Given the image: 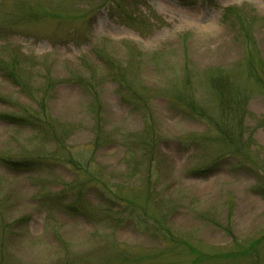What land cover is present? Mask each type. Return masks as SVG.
I'll return each mask as SVG.
<instances>
[{
    "label": "rangeland",
    "instance_id": "1",
    "mask_svg": "<svg viewBox=\"0 0 264 264\" xmlns=\"http://www.w3.org/2000/svg\"><path fill=\"white\" fill-rule=\"evenodd\" d=\"M0 61V264H264V0H0Z\"/></svg>",
    "mask_w": 264,
    "mask_h": 264
},
{
    "label": "trees",
    "instance_id": "2",
    "mask_svg": "<svg viewBox=\"0 0 264 264\" xmlns=\"http://www.w3.org/2000/svg\"><path fill=\"white\" fill-rule=\"evenodd\" d=\"M105 64H109L107 67L110 69V70H112L113 68V66L110 64V63H105ZM12 67H14V65H10V64H4V63H2L1 61H0V73L2 74V75H4L5 77H8V78H11V80H13V81H15L16 82V84H17V81H18V79H17V77H16V75L14 74V72H13V68ZM114 72V71H113ZM114 75H116V72L114 73ZM226 84L224 83V82H218L216 85H215V87H216V91L218 92V93H220L221 94V92L223 91H225V90H227V87L225 86ZM217 87H218V90L220 91H218L217 90ZM119 94V93H118ZM120 95V99L122 100V101H126L127 99H128V97H126V96H121V94H119ZM137 98V99H136ZM136 98H131L130 100L128 99V101L127 102H129V104H131L133 107H137L138 106V104L140 103V101H139V97L137 96ZM1 118L7 123H10V122H14L15 123V121H21V120H19L18 118H14V117H7V116H1ZM198 118L199 119H202L203 121H206L207 122V118H204L203 116H201V115H198ZM197 118V119H198ZM209 122V121H208ZM154 135V134H153ZM152 139H154L155 141H156V137H155V135L153 136V138ZM151 142H150V146H151ZM219 161V160H218ZM36 162H39V163H36ZM36 164H42L40 161H35V163L34 162H16V163H13V162H10L9 163V166H10V168L11 169H14V170H19V169H23V170H26V169H28L30 166H35ZM209 166L208 167H204V168H201V169H199L197 172L198 173H207L208 171H209Z\"/></svg>",
    "mask_w": 264,
    "mask_h": 264
}]
</instances>
